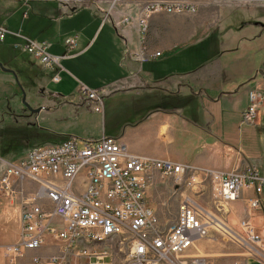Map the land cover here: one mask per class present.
<instances>
[{"label": "crops", "instance_id": "0c3cea01", "mask_svg": "<svg viewBox=\"0 0 264 264\" xmlns=\"http://www.w3.org/2000/svg\"><path fill=\"white\" fill-rule=\"evenodd\" d=\"M129 11L119 7L112 19H105L110 13L96 0H0V26L45 43L46 51L59 58L58 66L46 68L20 51L21 37L6 34L0 41V64L15 74L0 70V137L8 139V131L16 132L19 112L31 114L37 125L0 156L2 166L18 162L31 147L84 133L89 140L116 138L137 157L218 172L247 163L264 177V101L252 124L241 118L249 105L248 92L259 88L264 93V29L251 23L227 25L228 30L212 35L150 37L143 42L146 56L139 58L135 22L122 24L126 16L119 19ZM152 16L150 28L161 27L158 16ZM72 37L75 47L69 50L65 41ZM156 52L159 55L153 56ZM79 85L101 93V112L78 104ZM20 88L32 111L22 105ZM38 131L54 138L36 140L33 132ZM168 193L155 180L145 189L147 204L158 219L163 213L159 199L168 200ZM251 195L243 191V205ZM238 202L231 210H238ZM173 204L176 201L170 203L171 212L176 213ZM230 217L228 227L238 232ZM248 219L262 236L264 249V191L261 208ZM18 233L17 212L0 211V247L15 243ZM55 246L46 237L39 250L27 251L17 264H30L31 256H43ZM197 248L204 250L202 243ZM214 255V261L205 262L261 264L238 249Z\"/></svg>", "mask_w": 264, "mask_h": 264}, {"label": "built area", "instance_id": "2783aa9c", "mask_svg": "<svg viewBox=\"0 0 264 264\" xmlns=\"http://www.w3.org/2000/svg\"><path fill=\"white\" fill-rule=\"evenodd\" d=\"M185 11L192 12L193 7L163 2L139 6L135 25L141 48L137 56H146L143 37L153 14ZM129 21L125 17L122 24ZM6 34L21 37L0 26V41ZM21 38V52L43 67L58 66L59 58L46 51L45 43ZM65 46L72 50L75 37L67 39ZM57 80L55 76L53 81ZM78 92L87 107L101 112L102 97L97 90L79 85ZM263 94L259 88L248 92L249 105L241 114L243 123L252 124ZM155 173L171 180L172 193L178 197L175 220L168 226L160 224L145 198ZM27 182L33 186L26 187ZM205 182L210 186L214 212L189 195L202 192ZM246 190L252 193L243 199L247 217L237 222L239 231L235 232L227 225L228 207L242 199ZM263 191L264 177L252 165L218 172L133 156L112 137L84 140L68 136L58 143L29 148L22 159L4 165L0 172V194L15 201L19 222L18 240L0 247V256L3 264H17L27 251L39 250L50 237L60 242L57 252L33 255L30 264H77L79 259H84L82 264H105L108 249L98 245L126 233L130 235L126 264H147L152 253L156 262L179 256L183 260L177 264H207L185 253L212 230L264 264L262 236L248 219L251 212L261 208Z\"/></svg>", "mask_w": 264, "mask_h": 264}, {"label": "rangeland", "instance_id": "374dc122", "mask_svg": "<svg viewBox=\"0 0 264 264\" xmlns=\"http://www.w3.org/2000/svg\"><path fill=\"white\" fill-rule=\"evenodd\" d=\"M100 5H104L106 11L108 10L110 15H105V19H112V14L116 11V8H127L130 11L128 13L123 14L119 19L122 17H128L129 19L135 22V17L137 13V8L144 4H152L157 2L163 3H178L183 6H192V12H180V13H173V14H166V13H155L153 16H158V19L161 21V27H152L149 26L148 19V29L147 33L143 37V42L149 40L150 37L154 39L160 38V36L165 37H192L197 35H212V34H219L222 31L228 30V28H224L227 25L231 26H239L240 24H254L257 28L261 30L264 29V0H96ZM80 3L81 1H77ZM152 16V17H153ZM205 25L202 27V25ZM162 27H164L162 31ZM229 34L226 32L225 35ZM96 38V35L93 36V40ZM93 42V41H92ZM214 45H212L213 47ZM18 94V92H17ZM101 94V93H100ZM260 101L259 106L261 102ZM84 102V98L79 94V102L78 104H82ZM258 109L255 111L257 114ZM19 121L16 124L15 131L10 133V137L4 138L0 137V156L5 154V151L9 150L13 146V144L17 141V137H23V132H29L30 130H36V119L32 117L31 114H22L19 112L17 114ZM28 117H31V120H28ZM26 119L23 122L22 120ZM13 125V124H12ZM87 127V125H86ZM3 131V130H1ZM0 131V136L2 132ZM5 133V131H4ZM34 135L37 136L36 140H46L53 139L54 136L46 135L45 137L41 132H33ZM6 134V133H5ZM40 134V135H39ZM78 138L89 140V137H85L84 133L79 134ZM84 136V137H83ZM16 137V138H15ZM35 140V141H36ZM79 140V144H80ZM1 160V159H0ZM251 165V164H243L241 167H236L235 169L241 170L244 166ZM254 166V165H252ZM255 167V166H254ZM3 166L0 162V172L2 171ZM233 169V170H235ZM263 176L264 174L261 173ZM156 181L165 191H168V200L162 201L163 199H159V205L162 210V214L159 216V222L162 226H168L175 220V214L171 212L172 207L170 203L173 201V205H177L178 197L172 193V183L169 178L162 177L159 173L154 174L153 181ZM153 181L148 185L151 186ZM27 184V183H26ZM147 186V187H148ZM190 192V191H189ZM188 193V191H187ZM193 198L205 209L210 212H214V207L211 202V191L208 182H205L203 185V190L200 193H191ZM170 195V197H169ZM238 210H231V205L228 207V213L230 217L229 223L231 225L237 223L238 221L245 219L246 209L244 208L243 201L239 200ZM0 211H9V213L16 212V203L15 201L10 198L9 196H5L0 194ZM245 214L242 218H235L233 215ZM130 235L123 234L119 237H113L108 239L104 243L98 245V248L106 247L108 249V258L104 259L105 264H126V262L130 259L129 257V241ZM52 241L55 245H60V242L57 240ZM202 243L204 250L199 251L197 248V244ZM53 247L52 251H45V255H50L55 253L54 251L57 250V247ZM56 248V249H55ZM231 249H238L242 252L244 256H248V254L241 250L235 243L229 240L227 237L216 233L215 231H208L207 235L194 243L193 247H191L185 254L190 255L193 257H199L205 259V261L211 260L214 261L215 256L214 254L219 252H228ZM40 253V251H39ZM42 253V251H41ZM40 255V254H39ZM42 256V255H41ZM156 255L150 254L148 257L147 264H177L179 261L183 260V257H168L164 260H159L156 262ZM77 264H82L84 259H79Z\"/></svg>", "mask_w": 264, "mask_h": 264}, {"label": "water", "instance_id": "95a60500", "mask_svg": "<svg viewBox=\"0 0 264 264\" xmlns=\"http://www.w3.org/2000/svg\"><path fill=\"white\" fill-rule=\"evenodd\" d=\"M0 70H2V71H4V72H8V73L12 74V75L15 77V74H14L13 71H11V70H7V69L3 68V67L1 66V64H0ZM20 89H21V88H20ZM20 91H21V103H22V105H23L25 108H27L28 110L32 111V109H31V108L28 106V104L25 102V94H24L23 90L21 89Z\"/></svg>", "mask_w": 264, "mask_h": 264}]
</instances>
